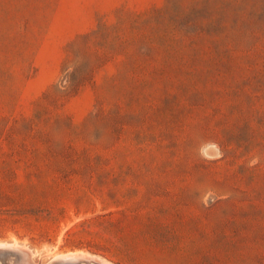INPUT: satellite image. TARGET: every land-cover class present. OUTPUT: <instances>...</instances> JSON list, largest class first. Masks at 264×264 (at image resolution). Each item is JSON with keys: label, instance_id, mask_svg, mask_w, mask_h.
I'll use <instances>...</instances> for the list:
<instances>
[{"label": "rangeland", "instance_id": "374dc122", "mask_svg": "<svg viewBox=\"0 0 264 264\" xmlns=\"http://www.w3.org/2000/svg\"><path fill=\"white\" fill-rule=\"evenodd\" d=\"M13 241L0 264H264V0H0Z\"/></svg>", "mask_w": 264, "mask_h": 264}, {"label": "bare ground", "instance_id": "6f19581e", "mask_svg": "<svg viewBox=\"0 0 264 264\" xmlns=\"http://www.w3.org/2000/svg\"><path fill=\"white\" fill-rule=\"evenodd\" d=\"M0 248L3 249V250H1L3 252H5V250H7L8 248H15V250L16 249H17V251L19 250L20 251L19 253L23 254L25 256V258H27V259H30V256H31V252L27 249V247L25 248L24 245L21 246V245L16 244L15 242L11 243V244L10 243H1ZM8 253H10V252H8ZM11 257H13V256H11ZM25 258H23V260ZM55 258H56V260H58V264H112V263L108 262L107 260L99 257L98 255L91 254V253H79V252L78 253L77 252L72 253V252H69L66 254L65 253L60 254ZM24 261H25V264H29L26 260H24ZM52 261H53V259H52ZM5 262H7V261H5Z\"/></svg>", "mask_w": 264, "mask_h": 264}]
</instances>
